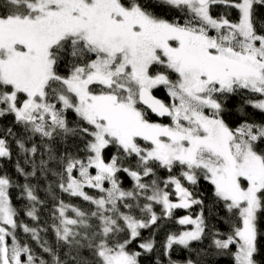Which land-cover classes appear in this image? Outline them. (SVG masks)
I'll use <instances>...</instances> for the list:
<instances>
[{"label":"snow or ice","instance_id":"1","mask_svg":"<svg viewBox=\"0 0 264 264\" xmlns=\"http://www.w3.org/2000/svg\"><path fill=\"white\" fill-rule=\"evenodd\" d=\"M224 258L264 264V0H0V264Z\"/></svg>","mask_w":264,"mask_h":264},{"label":"trees","instance_id":"2","mask_svg":"<svg viewBox=\"0 0 264 264\" xmlns=\"http://www.w3.org/2000/svg\"><path fill=\"white\" fill-rule=\"evenodd\" d=\"M10 119L7 121H3V123L8 124L10 123ZM179 215H183L185 214L183 211H181L180 213H178ZM223 215V213H221ZM164 223V227L159 231L158 235H157V241L161 242L164 240L165 235L167 232L169 231H177L181 226L173 223V222H169V221H165ZM218 227H220L221 231H227L228 230V226L226 224H220L218 225ZM148 233H145V236H147ZM181 257V253L179 250H177V252L174 254V258H180ZM220 264H230L229 260L227 258L221 259L220 260Z\"/></svg>","mask_w":264,"mask_h":264}]
</instances>
